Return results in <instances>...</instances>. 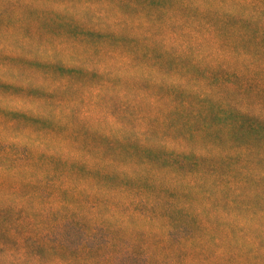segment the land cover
Wrapping results in <instances>:
<instances>
[{"label":"trees","instance_id":"obj_1","mask_svg":"<svg viewBox=\"0 0 264 264\" xmlns=\"http://www.w3.org/2000/svg\"><path fill=\"white\" fill-rule=\"evenodd\" d=\"M2 1L3 8L16 18L23 5H30L20 0ZM142 1L146 7L156 5L158 14L175 13L179 8L218 15L222 26L234 16L237 22L227 39L236 33L237 41L248 44L243 50L244 56L250 57L248 63L254 61L250 48L255 55L264 56V26L242 27V22L249 21L226 7L229 0ZM243 3L264 20V0ZM146 24L139 23L145 34L131 37L135 52L125 50L122 32L129 26L123 21L120 27L108 21L100 28L82 29L79 36L90 50L110 59L125 75L82 63L49 62L62 75L52 87L65 88L68 80L78 77L74 84L95 97L89 107L71 103L64 113L59 109L63 115L54 119L43 113L4 112L10 115V129L18 121L40 124L35 128L23 124L17 137H0V264H264V63L252 62L243 67L242 74L230 72L229 67L220 73L217 62L222 57L215 53V27L210 21L183 26L177 36L172 31L168 41L148 30ZM200 27L208 33H200ZM175 43L181 48L174 51ZM192 44L198 46L196 52H192ZM0 53L10 56L2 46ZM183 58L191 59L189 67L201 71L200 78L191 73L178 78L175 71L163 69ZM129 67L134 69L130 75ZM99 75L105 78L95 81ZM140 78L167 87L166 94L149 97L148 103L155 107L147 113L149 127L141 125L146 120L144 113L135 112L141 129L131 127L129 136L118 119L121 117L110 108L94 117L99 99L112 84L119 88L120 107L124 111L137 109L144 93L132 91L129 95L122 86L127 79L137 83ZM234 86L242 89V106L220 91L221 87L234 90ZM5 87L14 85L0 82V88ZM127 98L129 103L123 105ZM170 115L182 121L178 126L191 127V137L199 139L196 135L203 134V140L211 143L195 149L189 137L153 138L160 118L167 125ZM32 139L38 144L30 143ZM240 139L242 167H237L241 177L235 178L236 167L225 172L220 168L239 157L237 151L241 150L234 143ZM4 159L9 165L2 164ZM150 180L158 193L169 195L180 187L185 202L168 197L161 205L149 186L130 185L131 181ZM189 194L194 195L192 199ZM101 209L107 215L102 216ZM171 210L181 215L173 218ZM131 217L137 222L130 224ZM124 223L131 227L128 241L120 239L126 235L118 236L117 228ZM140 232L145 233L142 238ZM175 233L179 238L173 240ZM120 242L125 245H118Z\"/></svg>","mask_w":264,"mask_h":264},{"label":"rangeland","instance_id":"obj_2","mask_svg":"<svg viewBox=\"0 0 264 264\" xmlns=\"http://www.w3.org/2000/svg\"><path fill=\"white\" fill-rule=\"evenodd\" d=\"M30 3L29 6L23 5L21 11V16L16 18L14 13L7 11V8H3L4 1L0 0V46L3 49L10 53V56H5L0 53V82L11 83L14 85L12 87L0 88V137L3 139H8L9 137H17V134L20 133L23 128V124H30L31 128L38 127L40 122L27 123L25 121H18L15 123V126L11 129L7 126L8 118L10 115H6L4 112L9 110L14 111H23L27 114L39 115L36 113H43L45 115H51L52 117H60L63 115L67 106L76 105L80 108H86L94 102L95 97L90 93H86L85 89L75 85L78 77L73 80H68V85L65 88H61L58 85L52 87L54 83H59L62 79L61 73L55 71L53 64L49 62H60V63H72L82 65H92L96 69H108L113 74L119 73L125 75L124 72L118 68L119 66L115 65L107 59L105 56H102L91 48L87 42L84 44L79 39V36L82 34V29L95 27L100 28L108 21H115L116 26H121V21L128 24V28L124 29L122 32V38L124 39L125 50L129 52H135L137 50L136 45L131 41L132 36H139L146 33V30H141L139 23H147V28L150 31H154L159 35V37H164L167 41L171 39L172 31H175V35L182 34L183 26H196L198 23H203L205 21H210L215 27V33L213 34L214 41L216 43L215 53L222 57L219 62L211 60L213 64L217 62V70L221 73L224 67H229L231 70L244 71V68H248V65L252 62H255L256 65L264 63V56L255 55V50L250 48L248 49L250 55L253 57L254 61L247 62V59H250L248 56H244V51L247 49L248 44H243L242 41H237L236 33H232L227 39V34L231 30L233 24L237 22V18L232 16L230 17V22L227 26H222L219 23L218 15H206L200 13L199 11H181L177 8L175 13L167 11L156 13V5L146 7L142 0H20ZM171 0H166V3L169 4ZM238 0L227 1L226 7L228 9H235L236 16L239 18L240 15L249 23H243L242 27L245 29L250 28H260L264 26V20L258 17L255 12L251 11L248 7H244L247 3L236 4ZM20 2V3H22ZM225 9V8H223ZM245 9V10H244ZM227 10V9H226ZM243 10V12H242ZM151 13L154 15H160L159 17L152 18ZM224 13V11H221ZM4 14V15H3ZM121 17L122 20H117ZM124 28V27H122ZM217 29L220 32H217ZM243 32L244 30L241 29ZM200 33H208L207 28L200 27ZM186 41L189 40L188 37H184ZM84 44V45H83ZM174 51L181 48L179 43L173 44ZM192 52H196L198 46L192 44ZM94 50V51H93ZM210 62V63H211ZM191 59L187 58L180 59L178 63L172 65H166L163 69H169L170 73L175 71L176 77L187 75L191 73L194 77L200 78L201 71L197 69H190L189 64ZM261 64V65H262ZM100 67V68H99ZM130 73L134 72L132 67L127 68ZM127 73V72H125ZM163 73H169L167 70H164ZM115 75V76H116ZM154 73L151 79L154 77ZM157 77V76H156ZM105 78V75L95 76V81H100ZM148 82L139 79L137 83L132 81H126V85L122 86L123 89H127V93L133 91L134 93H142L144 97L140 100L137 109L135 107L133 110L127 109L124 111L119 105L121 99L119 98L118 92L119 88H114L113 84L111 89L106 90L102 94L101 99L98 101V106L94 109L99 111L98 113L94 112V117H98L100 113L108 110L110 108L111 113L118 115L121 118H118L121 121V124L125 125L126 135H131L133 131L131 127H137L141 129V125H146L149 127L147 113L154 112L155 107L151 106L148 103L149 97L154 96V94H166L167 87L162 86L158 87L152 83L153 80ZM112 80V79H111ZM114 83H117L116 79H113ZM238 80L237 82L239 83ZM119 82V81H118ZM64 83V82H63ZM63 83H60L61 85ZM72 83V84H71ZM120 86V85H118ZM232 87V86H230ZM166 88V89H165ZM234 90L228 89L227 87H221V93L226 99L230 101H235L240 106H242V89H238V86L233 87ZM144 89V90H143ZM246 96H251L249 93H245ZM131 96H129L130 98ZM129 98L123 99L122 104L129 103ZM131 100V99H130ZM73 103V104H71ZM133 103V100H131ZM63 111L61 113L60 111ZM53 110L58 111L54 114ZM109 111V110H108ZM144 113L146 115V120L139 125V120L136 118V113ZM51 118V119H54ZM2 118V119H1ZM155 121L152 119V122ZM162 121V122H161ZM173 125H169V124ZM182 121L179 118H172L170 115V120L167 121L164 118L159 120V129L155 130L153 133V138L159 137L161 135H166L171 137L170 139H179L190 138L193 140L192 145L195 149H199L211 141H204V135H196V137H191L193 131L191 127H180ZM198 124V125H196ZM194 126H200L199 123H196ZM176 125L175 131L172 130V127ZM115 129V128H114ZM152 138V139H153ZM240 138V137H239ZM151 139V138H150ZM34 141V139H32ZM36 139L34 142L30 141L35 145L38 144ZM176 141V140H175ZM212 142L214 140L212 139ZM238 150L237 155L239 157L232 159L229 162L223 163L220 170L225 172L227 169L236 167V177L239 176V167H242V139L237 140L234 143ZM2 149H0L1 152ZM236 152V151H235ZM10 162L7 159L2 161V164L9 165ZM242 172V168H241ZM154 182H157L153 179ZM130 185H143L149 186L148 188L154 190V195L157 197L154 200L160 202L161 205L165 204V201L168 197H172L175 200H179L182 203L185 202V197H181L180 190L178 187L177 191L174 193H158L153 188V183L144 181H131ZM139 187V186H136ZM190 192V191H189ZM188 192V193H189ZM193 194H189L188 198H193ZM186 198V199H188ZM257 207L260 206V203L256 202ZM107 209V208H106ZM102 216L107 215L104 209H101ZM164 213H166L164 211ZM23 214H27L24 211ZM169 215L173 218L179 217L181 214L176 213L171 210ZM94 217H100V214H95ZM137 219L131 217L128 219L130 224H133ZM110 220H108L109 223ZM183 221V220H182ZM113 225V223L111 224ZM142 225V223L138 224ZM130 226L127 227V223H124V226L120 225L117 230L119 234L126 235L121 236V241H128L130 235ZM145 233L140 232L139 237L142 238ZM179 238V235L176 233L173 236V240ZM120 246H124L125 243H118Z\"/></svg>","mask_w":264,"mask_h":264}]
</instances>
